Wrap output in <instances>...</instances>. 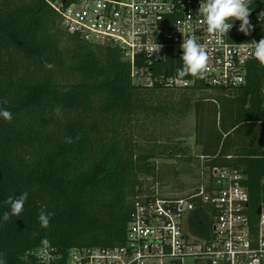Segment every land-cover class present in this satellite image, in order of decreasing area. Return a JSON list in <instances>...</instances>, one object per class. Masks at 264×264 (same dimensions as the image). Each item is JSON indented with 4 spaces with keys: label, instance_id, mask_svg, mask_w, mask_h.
<instances>
[{
    "label": "trees",
    "instance_id": "1",
    "mask_svg": "<svg viewBox=\"0 0 264 264\" xmlns=\"http://www.w3.org/2000/svg\"><path fill=\"white\" fill-rule=\"evenodd\" d=\"M181 66L174 54L157 62L138 59L141 79L150 81L144 85L118 48L69 34L44 0H0V110L12 113L10 122L0 117V254L7 264H38L44 238L48 250L64 258L75 248L125 244L136 202L156 188L174 193L160 186L166 165L156 158L181 159L185 168L172 174L175 179L196 174L188 191L175 195L189 192L201 172L242 170L248 214L256 221L264 203V65L254 60L248 84L228 91L203 78H179ZM172 78L193 84L170 86ZM191 113L199 156L170 145L141 150L136 125L165 128ZM25 191L22 213L5 221L6 200ZM198 206L191 232L210 239V205ZM42 208L51 214L48 228L38 220Z\"/></svg>",
    "mask_w": 264,
    "mask_h": 264
},
{
    "label": "built area",
    "instance_id": "2",
    "mask_svg": "<svg viewBox=\"0 0 264 264\" xmlns=\"http://www.w3.org/2000/svg\"><path fill=\"white\" fill-rule=\"evenodd\" d=\"M44 1L60 15L69 34L118 48L137 81L145 74L136 69L138 59L157 62L172 54L182 57L183 39L194 38L208 56L204 82L224 91L244 88L256 59L249 55L250 48L237 45L264 38V21L258 18L264 0H248L254 25L248 36L238 31L240 21L227 35L208 33L199 14L200 0ZM157 44L163 46L159 52ZM168 84L188 87L193 82L172 78ZM246 181L240 169L215 167L201 172L197 184L185 194H166L156 188L136 202L122 246L75 248L66 258L42 249L36 253L38 264H264V203L252 224ZM198 203L210 205V239H199L191 232Z\"/></svg>",
    "mask_w": 264,
    "mask_h": 264
},
{
    "label": "clouds",
    "instance_id": "3",
    "mask_svg": "<svg viewBox=\"0 0 264 264\" xmlns=\"http://www.w3.org/2000/svg\"><path fill=\"white\" fill-rule=\"evenodd\" d=\"M199 14L206 22L208 33L213 35H227L236 21H240L238 31L245 36L250 35L254 30V25L249 19L251 10L248 0H200ZM258 18L264 21V11L260 13ZM237 46L250 48L249 55L255 58L261 65H264V38H261L258 42L253 40ZM162 47V45L157 44L156 52H159ZM180 47L183 52L181 57L182 66L177 69V76L183 78L191 75L202 78L207 70L208 60L205 47L194 38L183 39ZM46 67L51 69L53 65L47 64ZM5 103L7 102L5 101ZM0 117L10 122L12 120V113L7 109H2L0 110ZM65 142L71 144L74 140L72 137H66ZM27 197V191L22 192L18 197H9L6 203L10 205V213L5 212L3 219L7 221L10 215L19 217L24 209ZM50 216L51 214L45 209L42 208L40 210L38 220L41 228L49 227ZM41 245L47 250L51 247V242L47 238H44L41 241ZM0 264H7V261L3 258V254H0Z\"/></svg>",
    "mask_w": 264,
    "mask_h": 264
},
{
    "label": "rangeland",
    "instance_id": "4",
    "mask_svg": "<svg viewBox=\"0 0 264 264\" xmlns=\"http://www.w3.org/2000/svg\"><path fill=\"white\" fill-rule=\"evenodd\" d=\"M141 83L144 85L150 84L149 78H144L143 80H141ZM195 124V116L193 113H191L186 119L181 120V122L179 123L177 121L167 123V126L165 128L160 126V124L145 125L144 123H141L139 125H136L134 129V136L137 143L140 144L141 150L144 152L145 148L147 150H150L151 148H153V146H155V144H157V146H177L183 149L182 153L186 156H199L201 150L195 144ZM154 162L164 163L166 165V167L164 168V178L160 183V186H165L163 187L164 191L169 192V190H171V192L174 193H183L188 191V189L196 182L194 178L196 174L195 176L179 174L177 179L172 176L174 172H178L179 170L185 168V164H183L181 159L175 160L156 158ZM192 166L193 168H195V164H192L191 167ZM142 179L145 180V176H142ZM180 184H185L186 189H178L177 187ZM174 193L169 192V194L171 195H175Z\"/></svg>",
    "mask_w": 264,
    "mask_h": 264
}]
</instances>
